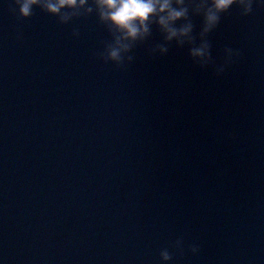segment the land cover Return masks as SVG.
<instances>
[{
	"label": "water",
	"instance_id": "water-1",
	"mask_svg": "<svg viewBox=\"0 0 264 264\" xmlns=\"http://www.w3.org/2000/svg\"><path fill=\"white\" fill-rule=\"evenodd\" d=\"M110 40L0 0L2 264H264V8L223 14L205 67L155 28L117 67Z\"/></svg>",
	"mask_w": 264,
	"mask_h": 264
},
{
	"label": "clouds",
	"instance_id": "clouds-1",
	"mask_svg": "<svg viewBox=\"0 0 264 264\" xmlns=\"http://www.w3.org/2000/svg\"><path fill=\"white\" fill-rule=\"evenodd\" d=\"M20 18H28L34 8L57 17L60 24H67L74 18L95 15L111 37L99 59L117 67L132 63L133 48L152 35L155 28L161 42L150 49L152 55L164 56L169 45L188 48V56L200 67L211 64V45L208 36L220 23L223 14L235 6L241 16L252 13L253 7L264 8V0H13ZM193 17L200 18L198 34H194ZM73 36H78L73 31ZM239 56V51L226 47L224 63L216 65L219 75ZM172 247L183 253V240L177 238ZM193 254L197 246L189 248ZM159 257L163 264L172 259L168 249H162ZM2 264V261H0Z\"/></svg>",
	"mask_w": 264,
	"mask_h": 264
}]
</instances>
